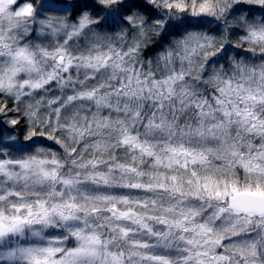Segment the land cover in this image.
<instances>
[{
    "label": "clouds",
    "instance_id": "obj_1",
    "mask_svg": "<svg viewBox=\"0 0 264 264\" xmlns=\"http://www.w3.org/2000/svg\"><path fill=\"white\" fill-rule=\"evenodd\" d=\"M0 264H264V0H0Z\"/></svg>",
    "mask_w": 264,
    "mask_h": 264
}]
</instances>
